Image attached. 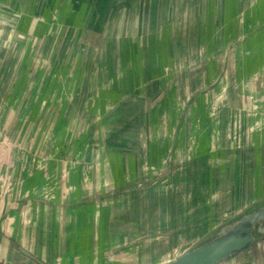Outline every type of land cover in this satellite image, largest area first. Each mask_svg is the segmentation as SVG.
I'll return each instance as SVG.
<instances>
[{"label":"crops","instance_id":"crops-1","mask_svg":"<svg viewBox=\"0 0 264 264\" xmlns=\"http://www.w3.org/2000/svg\"><path fill=\"white\" fill-rule=\"evenodd\" d=\"M53 19L107 40L87 79L43 59L28 25ZM18 38L43 60L0 98V264H169L264 201V0H0V41ZM252 248L219 264H264Z\"/></svg>","mask_w":264,"mask_h":264},{"label":"rangeland","instance_id":"rangeland-1","mask_svg":"<svg viewBox=\"0 0 264 264\" xmlns=\"http://www.w3.org/2000/svg\"><path fill=\"white\" fill-rule=\"evenodd\" d=\"M11 11H12L11 15L13 17L21 18L20 15L22 14V11L20 8H13V9H11ZM23 12L25 13L24 10H23ZM25 15H28V11H26ZM243 21H244V14L241 13V15H239L238 22L241 23ZM14 26L16 27V29H15L16 32L21 33L22 25L17 24ZM94 26L95 25H93V27ZM28 27L30 30L34 31V33H36V31L38 32V30H39V32H43L44 34L50 35V37H52L51 40L47 41L46 45L43 46V49L45 47L47 51L49 50L43 59L46 62H48L49 64H52L55 62L58 65H61V68H60L61 70H60L59 76L62 79L63 78L74 79L75 77L77 79H87L88 78L87 77V68L89 66L96 68L98 62L101 63L102 53L105 54V51H107L106 50L107 40L106 39L105 40H103V39L96 40L95 38H93L94 35H92V36H90L89 34L86 35V32H87L86 29L89 27H87L84 24H77L76 25V24H70V23H68V24L57 23L53 19L52 23L39 25V28H38V24H35V23H32V24L30 23L28 25ZM54 34H56V36H52ZM67 34H70V37L67 39V42L64 46L63 53L59 57V60H57L56 55L54 53L55 52L54 50L58 46L57 44H59V43L61 44V41L64 39L63 35L65 36ZM22 37H20V38H22ZM37 42L38 41L36 39H34V40H26V39L22 40L19 38L17 40H11L10 39L8 42H6V40L0 41V48L5 49L6 47H8V53L6 54V56L1 57L3 60H0V98H5V96H8L13 90L15 92V85L13 83L18 82L21 79L22 80L23 79L32 80L35 77V75L37 74V71H35L33 66L39 62L38 57L41 60H43L41 56L33 55L32 49L37 50V48H38ZM109 42L116 49H117V46H120L119 49L124 54L127 51H128L127 53H129V52L132 53L133 51H135L134 45L130 44V42L127 40H125V41L110 40ZM11 43H15L14 47L11 46ZM40 44H41V42H40ZM35 47H37V48H35ZM90 49H91V51L92 50L94 51L95 61H93V62H90L87 58V56H88L87 52ZM50 51H51V54L49 53ZM128 57L131 58L132 56H128ZM175 58H176V56H175ZM222 58H224V57H222ZM7 59H8V63L6 65L1 66V64L5 63V61ZM138 59H140V61H138ZM138 59H137L138 63L148 61L147 56L139 57ZM215 59H216V61H215L216 67H211L210 70L202 73L200 79H202V80H207V79L213 80V79H215L216 76H218L220 74L219 72L221 69L220 67H221L222 62L220 61L219 57H215ZM228 59L230 60V62H232V64H233V62H238L239 64L245 62V56H242V55L232 56V57H229ZM128 61H130V60H128ZM196 61L197 60L192 59V57H191V60L189 58H188V60L185 59V63L181 62V59H180L179 63L177 62V64L180 67H181V65H184V64L186 66H188V65L192 66ZM18 63L21 64L20 65L21 70L17 71V69L19 68ZM129 64H133V61H130ZM17 65H18V67H17ZM178 66H177V68H178ZM14 67H15V70H14ZM25 67H26V70L28 68L29 69L28 71H30V72L25 71ZM83 70H84V72H83ZM128 74L129 73L127 72L126 75H128ZM179 74H180L179 72L175 73L174 78L180 79L181 77L179 76ZM134 75L135 74L130 72V76H134ZM181 75H182V73H181ZM162 76H165V74H162ZM226 77L224 78L225 80L230 79V78H226ZM194 80L197 81L198 79L195 77V78H193V81ZM197 83L198 82H196L193 85L192 90L198 89V86H196ZM225 90L227 92V89H223L222 91L224 92ZM212 92H213V90L211 91V93ZM259 92H261V90H259ZM2 107H5V104H0V108H2ZM31 139H32V137H31ZM0 142L5 143V140L2 139V141H0ZM60 170H61V173L64 171H67L63 166L60 167ZM229 221H230V219H229ZM215 231H212V233H210V235L207 238H205L203 241L206 242L212 238L232 237L233 234L237 233L236 231H234L233 226L229 227L226 230H223L221 233L215 232ZM238 234H239V232H238ZM252 236L259 238V237H262L263 235L259 234L257 232V230H254V231H252ZM203 241H200L197 245H199L200 243H203ZM197 245H195V246H197ZM195 246H193L192 248H194ZM192 248H190V249H192ZM251 250H253V248H251ZM94 253L96 255L98 253V250L95 249ZM235 256H237V255H234L233 257H235Z\"/></svg>","mask_w":264,"mask_h":264},{"label":"water","instance_id":"water-1","mask_svg":"<svg viewBox=\"0 0 264 264\" xmlns=\"http://www.w3.org/2000/svg\"><path fill=\"white\" fill-rule=\"evenodd\" d=\"M231 226L237 232L232 237L212 238L206 242L203 241L179 255L169 264H219L252 248L264 236V201L226 222L215 232L221 233ZM254 230L263 236L253 237L252 231Z\"/></svg>","mask_w":264,"mask_h":264},{"label":"trees","instance_id":"trees-1","mask_svg":"<svg viewBox=\"0 0 264 264\" xmlns=\"http://www.w3.org/2000/svg\"><path fill=\"white\" fill-rule=\"evenodd\" d=\"M262 239H264V236H263V238Z\"/></svg>","mask_w":264,"mask_h":264}]
</instances>
